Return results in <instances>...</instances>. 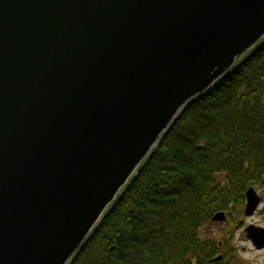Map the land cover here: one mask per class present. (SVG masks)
<instances>
[{"label": "water", "instance_id": "obj_1", "mask_svg": "<svg viewBox=\"0 0 264 264\" xmlns=\"http://www.w3.org/2000/svg\"><path fill=\"white\" fill-rule=\"evenodd\" d=\"M263 39L264 0H0V264H69ZM258 202L250 187L246 213Z\"/></svg>", "mask_w": 264, "mask_h": 264}, {"label": "trees", "instance_id": "obj_2", "mask_svg": "<svg viewBox=\"0 0 264 264\" xmlns=\"http://www.w3.org/2000/svg\"><path fill=\"white\" fill-rule=\"evenodd\" d=\"M263 180L264 39L183 108L69 264H224L202 228Z\"/></svg>", "mask_w": 264, "mask_h": 264}, {"label": "flooded vegetation", "instance_id": "obj_3", "mask_svg": "<svg viewBox=\"0 0 264 264\" xmlns=\"http://www.w3.org/2000/svg\"><path fill=\"white\" fill-rule=\"evenodd\" d=\"M250 187L255 189L259 197V202L252 213H246L248 188L245 191V200L238 209H234L230 216L224 212L225 220L223 221H212V225H216L213 233L204 231L207 237L211 239L216 231L224 235V238L219 239L217 243L212 242L213 248L207 253V261L212 263L223 260L224 264H257L258 262H254V256L246 257L243 255L242 251L246 250L257 252L259 257L264 256V180ZM233 236H236L238 243L244 241L248 245L239 246L237 242L235 244ZM256 236L260 237L258 241L255 240Z\"/></svg>", "mask_w": 264, "mask_h": 264}, {"label": "rangeland", "instance_id": "obj_4", "mask_svg": "<svg viewBox=\"0 0 264 264\" xmlns=\"http://www.w3.org/2000/svg\"><path fill=\"white\" fill-rule=\"evenodd\" d=\"M208 225H210V224H205L204 227L202 228V231H201V236H202V240L203 241H205V242L208 241L209 242V240H210L213 243H217L219 239H223L224 238L223 233H221L219 231H216L215 235L211 236L212 239L207 237V234H205V232H204L205 230L213 233V231L216 229V225H212V223H211L212 226L210 225L208 227ZM227 228H229V226H227ZM233 242H235V244L237 242V244L239 246H247L248 245V243H246L244 241L241 242V243L240 242L238 243L236 236H233ZM242 252H243V255L246 256V257H248V256L249 257H253L254 256V262L255 263L258 262L257 264H260V263L264 264V256H260L259 257V254L257 252H251V251H248V250L242 251Z\"/></svg>", "mask_w": 264, "mask_h": 264}, {"label": "bare ground", "instance_id": "obj_5", "mask_svg": "<svg viewBox=\"0 0 264 264\" xmlns=\"http://www.w3.org/2000/svg\"><path fill=\"white\" fill-rule=\"evenodd\" d=\"M220 212H222V211H220ZM217 213H218V212H217ZM217 213H215V214H217ZM215 214L213 215V217L215 216ZM213 217H212V218H213ZM212 221H213V220H212Z\"/></svg>", "mask_w": 264, "mask_h": 264}]
</instances>
